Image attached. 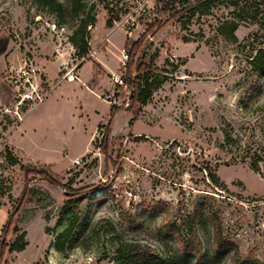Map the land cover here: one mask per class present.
Returning a JSON list of instances; mask_svg holds the SVG:
<instances>
[{"label":"rangeland","instance_id":"374dc122","mask_svg":"<svg viewBox=\"0 0 264 264\" xmlns=\"http://www.w3.org/2000/svg\"><path fill=\"white\" fill-rule=\"evenodd\" d=\"M119 1L81 0L80 14L96 17L90 57L81 58L70 40L76 21L70 14L59 16L37 0H0V101H9L0 105V152L11 149L63 184L37 172L26 176L20 164L0 155L7 190L0 205V264H124L115 251L116 232L158 251L137 264H181L174 238L161 230L163 219H179L203 202L219 211L241 253L264 264V79L256 86L248 63L264 46V0H244L238 10L227 0L193 17L165 12L152 0L131 33L107 25ZM123 47L131 52L126 67L118 59ZM142 63L153 86L145 104L136 99ZM108 70H118L123 83H113ZM113 90L115 114L107 98ZM23 94L32 98L19 106L21 119L4 113L5 107L16 110ZM27 181L31 192L5 234ZM74 192H91L80 201L85 209L91 199L90 232L65 255L55 242L68 220L52 234L47 227L56 225L67 193ZM22 232L26 248L9 251ZM198 233L211 252L209 215L201 216ZM229 260L225 252L214 264Z\"/></svg>","mask_w":264,"mask_h":264},{"label":"trees","instance_id":"16d2710c","mask_svg":"<svg viewBox=\"0 0 264 264\" xmlns=\"http://www.w3.org/2000/svg\"><path fill=\"white\" fill-rule=\"evenodd\" d=\"M43 6H46L49 10L55 12L59 16H63L66 12L70 14L74 19L75 23L71 26L74 31L70 36V40L78 51V56L81 58H88L91 54V30L96 22V17L92 11H86L80 14L83 8V2L81 0H70V4H65L60 0H37ZM227 0H179L180 6L176 7L174 4L176 0H157L158 4H162L163 11H175L176 13H187L189 16H194L196 13L203 15L210 13L212 9L220 2ZM230 4L238 9L242 6L244 0H229ZM113 9H110L111 17L108 20V26L112 27L114 19L112 16ZM82 15V16H81ZM258 10L253 14V18L257 19ZM262 25V23H261ZM91 27V28H90ZM237 24L232 25L229 28V32L234 34ZM251 69L255 75L254 84L257 86L262 79H264V46H259L253 55L248 60ZM140 70L143 73L142 79H140L139 92L137 93V101L141 104H145L147 99L150 97V90L153 88L150 83V76H147V68L145 64H140ZM116 105L113 104V112L115 114ZM113 117V116H112ZM137 115L133 116L136 119ZM112 119V118H111ZM111 121V120H110ZM227 141H229L230 135H226ZM6 161L11 165L20 164L21 169L28 176L34 172L43 175L46 181L51 182L55 185H63L57 181L51 175L48 169L37 171L31 169L29 165L21 162V160L14 154L11 149H6L5 152H0ZM257 167V166H254ZM46 168V167H44ZM211 181L215 185H219V177L214 170H211L209 175ZM29 181L26 182L25 190L22 196L18 199V203L14 206V209L8 216L7 223L2 228L3 233L9 231V225L12 222L13 217L16 215L19 205H22L27 195L31 192ZM6 188L4 187L3 180L0 179V205L3 204L2 197L6 194ZM91 192H74L67 193V201L62 206L59 217L54 227H47V233L52 234L56 227L63 226L68 220L69 224L64 231H62L57 237L55 246L57 250L63 254H68L75 246H78L77 240L81 236L89 234V214H90V202L87 208L82 209L80 207V201L90 197ZM94 197V196H93ZM78 198L80 200L78 201ZM207 214L212 218L214 242L211 252H206L203 247V243L198 233V221L201 216ZM112 226V225H111ZM113 229V227H112ZM161 230L165 233L170 234L178 247L176 253V259L180 260L181 264H214L215 259L221 254L228 252L230 254V260L228 264H262L255 258L244 255L241 253L238 245L230 240L225 234L224 225L220 218V213L212 205L207 202L198 204L192 212L182 214L181 217H175L174 219L165 217L163 219ZM19 231L17 225L14 226L13 232ZM117 239L113 242L115 244V251L117 256L124 264H137L139 262H147L155 258L158 251L152 246L146 244H139L136 242H127L116 232ZM26 233L22 232L16 239L8 243L9 251H21L27 246V240L25 238ZM163 264H171V260L165 259Z\"/></svg>","mask_w":264,"mask_h":264},{"label":"built area","instance_id":"2783aa9c","mask_svg":"<svg viewBox=\"0 0 264 264\" xmlns=\"http://www.w3.org/2000/svg\"><path fill=\"white\" fill-rule=\"evenodd\" d=\"M152 0H120L119 4L113 8L112 16L114 19V30L122 29L125 32L131 33L133 26L140 25L138 21V16L140 13L146 8L149 7V2ZM148 5V6H147ZM91 28V27H90ZM131 57V52L128 51L125 47L121 49V53L118 56L120 65L126 67L129 64ZM73 76V75H72ZM111 79L115 84H122L123 81L121 76L118 74H112ZM31 83L30 79L27 80ZM26 95V94H25ZM32 98L30 96H21L22 101L16 102V110H11L8 107L4 108V113H11L12 111L18 115L19 119H21L22 115L19 112V106L26 101L27 98ZM107 98L110 99V102L117 106L118 102L116 100V91L113 90L109 94H107ZM75 162H79V160H75Z\"/></svg>","mask_w":264,"mask_h":264},{"label":"crops","instance_id":"0c3cea01","mask_svg":"<svg viewBox=\"0 0 264 264\" xmlns=\"http://www.w3.org/2000/svg\"><path fill=\"white\" fill-rule=\"evenodd\" d=\"M109 72L108 73H114L116 74V72L118 70H108ZM73 78L75 77L74 75L72 76ZM1 95V94H0ZM7 95V94H6ZM4 96V95H3ZM5 98L3 100L0 101V105H6L9 101L7 100L6 96H4ZM111 103V102H110ZM11 143V142H10ZM12 144V143H11ZM84 153V152H83Z\"/></svg>","mask_w":264,"mask_h":264},{"label":"bare ground","instance_id":"6f19581e","mask_svg":"<svg viewBox=\"0 0 264 264\" xmlns=\"http://www.w3.org/2000/svg\"><path fill=\"white\" fill-rule=\"evenodd\" d=\"M68 76H69V79H72V78H73L72 75H71L70 73L68 74Z\"/></svg>","mask_w":264,"mask_h":264}]
</instances>
